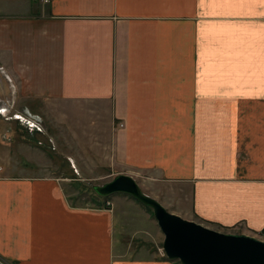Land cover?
I'll use <instances>...</instances> for the list:
<instances>
[{
	"label": "crops",
	"instance_id": "crops-1",
	"mask_svg": "<svg viewBox=\"0 0 264 264\" xmlns=\"http://www.w3.org/2000/svg\"><path fill=\"white\" fill-rule=\"evenodd\" d=\"M2 106L46 133L0 115V264H182L129 194L72 203L57 154L264 240V0H0Z\"/></svg>",
	"mask_w": 264,
	"mask_h": 264
},
{
	"label": "water",
	"instance_id": "water-1",
	"mask_svg": "<svg viewBox=\"0 0 264 264\" xmlns=\"http://www.w3.org/2000/svg\"><path fill=\"white\" fill-rule=\"evenodd\" d=\"M93 189L103 197L127 193L151 207L165 236L166 256L182 264H264V240L245 233L222 232L172 213L146 194L130 175L118 174Z\"/></svg>",
	"mask_w": 264,
	"mask_h": 264
},
{
	"label": "rangeland",
	"instance_id": "rangeland-1",
	"mask_svg": "<svg viewBox=\"0 0 264 264\" xmlns=\"http://www.w3.org/2000/svg\"><path fill=\"white\" fill-rule=\"evenodd\" d=\"M10 109H12L11 111H18V110L21 111L22 110V109L20 110L18 108H12V107ZM12 121H15V120H12ZM30 132H34V131H30ZM41 133H46L45 126H44V131ZM48 140L51 143V139L48 138ZM41 142H44V141L39 140V144ZM49 152H50L49 154H45V153L43 154L45 161H48V160L51 161V158H53V154L56 155L55 154L56 152L51 150V149H49ZM32 156H33L32 153L29 152L27 157L29 160H37V156L36 157H32ZM54 157L56 158L57 161L61 162L60 167L61 166L63 167L61 169L62 171L60 170V171H57L55 173H59V176L63 177V178H65V177H70V178L75 177L76 178L75 179L76 181H72V182H74V184H72V185H71V183H69L71 181H68L67 179H65L66 180L65 182L67 183L66 191H67L69 199L72 201V203L79 204V205L88 204L89 206H94V205H96L95 201L98 198H100V200H104V198H107L110 196L112 198V196H119L120 195V193H114V195L111 194L107 197H102V196L99 197L100 195H98L97 192L93 189L94 185H102L106 182H109L110 180H112L114 178L111 176H105V174L107 173L106 170L103 169V170H98V171H90V172H87L86 176L81 178L80 176L82 174L80 175L79 172L74 171V170H66L68 163H67V160L65 158H63V156L57 154ZM0 164L3 165L4 163L2 161H0ZM128 196H130V198L134 199L133 196H131V195H128ZM130 200H132V199H130ZM138 202L140 205H137L138 206V207H136L137 211H142V208H145V210H149L151 212V214H154L153 210H151L148 207H144L146 205H144L139 200H138Z\"/></svg>",
	"mask_w": 264,
	"mask_h": 264
},
{
	"label": "built area",
	"instance_id": "built-area-1",
	"mask_svg": "<svg viewBox=\"0 0 264 264\" xmlns=\"http://www.w3.org/2000/svg\"><path fill=\"white\" fill-rule=\"evenodd\" d=\"M10 108L11 107H0V115H2L6 120H17L29 131H44L43 119L39 114L32 113L28 109H24L21 111H11L12 109ZM120 125L122 126L123 124L121 123Z\"/></svg>",
	"mask_w": 264,
	"mask_h": 264
},
{
	"label": "trees",
	"instance_id": "trees-1",
	"mask_svg": "<svg viewBox=\"0 0 264 264\" xmlns=\"http://www.w3.org/2000/svg\"><path fill=\"white\" fill-rule=\"evenodd\" d=\"M148 208H150L151 210H153L151 207L147 206Z\"/></svg>",
	"mask_w": 264,
	"mask_h": 264
}]
</instances>
